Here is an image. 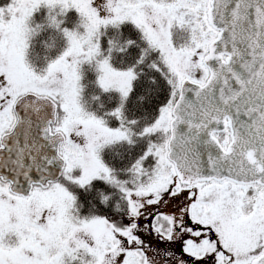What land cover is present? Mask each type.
I'll list each match as a JSON object with an SVG mask.
<instances>
[{"label": "snow or ice", "instance_id": "snow-or-ice-1", "mask_svg": "<svg viewBox=\"0 0 264 264\" xmlns=\"http://www.w3.org/2000/svg\"><path fill=\"white\" fill-rule=\"evenodd\" d=\"M179 3L190 37L176 50L188 66L167 81L159 115L144 129L163 140L136 158L139 188L117 189L119 219L104 217L113 245L99 264H264V0ZM17 6L0 3V20L7 12L15 21ZM19 70L0 26V205L17 208L57 193L70 172L65 129L54 119L59 92ZM142 87L151 95L159 85ZM73 182L77 199L100 203L95 193L108 203L103 186ZM233 228L248 233L244 253L227 238Z\"/></svg>", "mask_w": 264, "mask_h": 264}, {"label": "trees", "instance_id": "trees-1", "mask_svg": "<svg viewBox=\"0 0 264 264\" xmlns=\"http://www.w3.org/2000/svg\"><path fill=\"white\" fill-rule=\"evenodd\" d=\"M3 2L5 0H0V3ZM32 4L30 16L24 19L26 43L22 50L28 70L34 76L43 77L51 65L68 53L73 42L81 47L91 39L88 59L77 70L78 105L88 116L120 136L97 151V156L111 173L110 180H90L97 187L103 186L109 193L110 199L106 205L101 206L103 197H96L95 193L93 199H98L100 203L89 204L76 198L79 187L73 180L79 181L78 172L59 181L61 188L73 197L72 220L75 219L78 224L104 220L105 216L118 220L120 213L116 210V204L119 202L123 205L124 201L119 200L120 191L117 189H136L141 182L140 165L135 164L136 158L149 143H162V133L154 132L149 137L144 135V129L152 128L159 115V104L169 90L167 81L176 75L165 65L163 53L149 42L144 29L130 20L106 23L99 19L90 21L75 6L52 8L40 0ZM9 17L4 14L6 21L10 20ZM189 37L187 24L173 25L170 43L175 50L186 45ZM106 66L112 71L131 76L127 95L122 96L100 81ZM151 79H155L159 87L149 95L142 84ZM57 104L60 123L63 112L59 101ZM94 261L87 251L80 249L71 256L64 254L60 264H93Z\"/></svg>", "mask_w": 264, "mask_h": 264}, {"label": "rangeland", "instance_id": "rangeland-1", "mask_svg": "<svg viewBox=\"0 0 264 264\" xmlns=\"http://www.w3.org/2000/svg\"><path fill=\"white\" fill-rule=\"evenodd\" d=\"M34 1L21 2L20 0L17 7L19 16L16 20H0V26L12 40L13 59L20 69L17 72L18 77L23 79L27 74L37 83L42 82V79H48L49 84L52 85V91L59 92L57 101L60 102L63 112L60 125L65 129L66 136V143L62 148L70 162L68 176L78 172L80 178H84V183H87L105 174L96 151L101 145L112 143L118 138L115 131L103 127L78 105L77 70L78 66L88 59V54L91 52V39L81 47L73 42L68 53L60 61L51 65L45 76H34L25 65L22 52L26 43L24 19L30 16ZM40 2L52 8L75 5L81 15L90 21L99 19L106 23L130 20L144 29L149 42L163 53V62L175 75L188 66L187 60L183 59L184 54L175 50L170 43L173 25L186 24L179 0L174 3L166 0H103L102 6L100 0H97L95 4L93 0H40ZM6 14L10 16L9 13L6 12ZM100 81H103L106 87L125 96L129 92L132 78L126 73L112 71L106 66L103 74L101 73ZM139 185L130 191L135 192ZM72 199L60 188L57 193V202L50 200L40 203L24 202L21 208L3 202L0 205V258L5 261V264L58 262V257L63 252L72 253L82 247L84 251L90 252V256L93 255L95 260L93 264H99V261L103 259V253L110 251L105 245H113L111 232L101 222L81 225L72 221L70 219L74 205ZM50 206L53 211L47 212ZM41 215L44 216L43 221L40 219ZM53 215L54 218H51ZM6 237L15 239L14 245L5 244ZM227 238L235 245L236 250L242 253L247 251L249 247L247 231L233 228Z\"/></svg>", "mask_w": 264, "mask_h": 264}, {"label": "flooded vegetation", "instance_id": "flooded-vegetation-1", "mask_svg": "<svg viewBox=\"0 0 264 264\" xmlns=\"http://www.w3.org/2000/svg\"><path fill=\"white\" fill-rule=\"evenodd\" d=\"M119 133V132H118ZM119 134H118V139H119ZM74 145V144H73ZM102 146V145H101ZM104 146V144H103ZM102 146V147H103ZM103 166L102 168L105 170V174L102 175L101 177H96V178H93V179H100V180H105V181H109L110 178H111V173L109 172V169L105 166V164L102 162ZM135 179H138V178H135ZM134 179V180H135ZM58 193V192H57ZM57 193H55L54 195H52L51 197H41L40 199H28L26 200L25 202L26 203H29V202H43V201H47V200H50L51 202H57ZM7 203V201H4Z\"/></svg>", "mask_w": 264, "mask_h": 264}, {"label": "water", "instance_id": "water-1", "mask_svg": "<svg viewBox=\"0 0 264 264\" xmlns=\"http://www.w3.org/2000/svg\"><path fill=\"white\" fill-rule=\"evenodd\" d=\"M55 113L57 114V106L55 108ZM54 119H56V115H55ZM64 139H65V137H64Z\"/></svg>", "mask_w": 264, "mask_h": 264}]
</instances>
